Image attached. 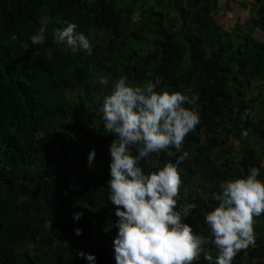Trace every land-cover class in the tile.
<instances>
[{
  "label": "trees",
  "instance_id": "16d2710c",
  "mask_svg": "<svg viewBox=\"0 0 264 264\" xmlns=\"http://www.w3.org/2000/svg\"><path fill=\"white\" fill-rule=\"evenodd\" d=\"M220 3L0 0V264H87L77 250L94 253L95 264H115L116 206L106 184L112 134L100 104L120 76L140 86L158 77L157 91L197 96L176 205L195 204L185 217L194 233L208 235L203 213L217 203L211 195L222 181L252 166L264 180V39L221 28ZM65 22L89 38L91 54L53 39ZM249 22L264 34V0H255ZM41 24L45 41L34 45L29 36ZM169 150L149 154L150 170L181 154ZM253 221L254 245L231 264H264V211Z\"/></svg>",
  "mask_w": 264,
  "mask_h": 264
},
{
  "label": "clouds",
  "instance_id": "9594fccd",
  "mask_svg": "<svg viewBox=\"0 0 264 264\" xmlns=\"http://www.w3.org/2000/svg\"><path fill=\"white\" fill-rule=\"evenodd\" d=\"M54 30L52 36L72 50L91 54L89 38L76 31V24ZM45 26L40 25L29 36L32 44H43ZM100 74L98 80L108 81ZM158 77L143 86L128 83L124 76L114 79L110 92L100 104L102 127L112 134L107 151L109 179L107 201L114 207L117 219L112 239L115 264H192L201 256L207 264H231L241 249L254 245L253 217L264 211V180L258 179L260 169L252 166L244 176L227 179L219 184V191L211 199L217 203L203 213L208 235L194 233L185 217L193 203L177 209L181 191L180 162L188 157L181 152L184 137L199 122V113L191 107L197 96L180 91H157ZM188 105V106H185ZM241 136L247 131L242 129ZM181 154L174 162L148 167L150 153L169 149ZM134 149V154H133ZM95 160V150L87 151V163ZM144 167L141 166V161ZM187 193V188L183 189ZM74 219L81 215L72 213ZM75 235L81 229L75 228ZM217 249L209 253L206 245ZM87 264H95L94 253L76 251Z\"/></svg>",
  "mask_w": 264,
  "mask_h": 264
},
{
  "label": "crops",
  "instance_id": "0c3cea01",
  "mask_svg": "<svg viewBox=\"0 0 264 264\" xmlns=\"http://www.w3.org/2000/svg\"><path fill=\"white\" fill-rule=\"evenodd\" d=\"M255 0H221L215 16L221 28L226 31L249 32L256 38L264 39V34L249 22L250 11Z\"/></svg>",
  "mask_w": 264,
  "mask_h": 264
},
{
  "label": "rangeland",
  "instance_id": "374dc122",
  "mask_svg": "<svg viewBox=\"0 0 264 264\" xmlns=\"http://www.w3.org/2000/svg\"><path fill=\"white\" fill-rule=\"evenodd\" d=\"M63 132L62 133H66V131L62 130Z\"/></svg>",
  "mask_w": 264,
  "mask_h": 264
}]
</instances>
